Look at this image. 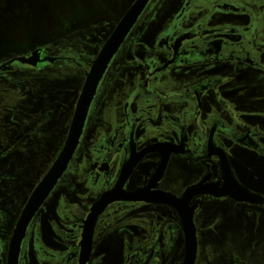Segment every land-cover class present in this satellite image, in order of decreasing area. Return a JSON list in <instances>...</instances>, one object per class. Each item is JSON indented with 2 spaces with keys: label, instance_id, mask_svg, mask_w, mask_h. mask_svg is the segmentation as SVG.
Instances as JSON below:
<instances>
[{
  "label": "flooded vegetation",
  "instance_id": "obj_1",
  "mask_svg": "<svg viewBox=\"0 0 264 264\" xmlns=\"http://www.w3.org/2000/svg\"><path fill=\"white\" fill-rule=\"evenodd\" d=\"M112 2L91 5L105 15ZM37 4L0 0V32ZM123 15L0 60L2 90L21 84L30 104L0 112V264ZM95 44L80 86L74 69ZM36 50L38 66L14 60ZM23 77L42 78L38 94ZM194 185L195 264H264V0L148 2L99 83L67 170L27 226L18 264H184L186 205L174 200ZM223 190L237 198L210 193Z\"/></svg>",
  "mask_w": 264,
  "mask_h": 264
},
{
  "label": "water",
  "instance_id": "obj_2",
  "mask_svg": "<svg viewBox=\"0 0 264 264\" xmlns=\"http://www.w3.org/2000/svg\"><path fill=\"white\" fill-rule=\"evenodd\" d=\"M150 0H135L132 6L123 15L118 25L105 42L97 57L93 61V65L90 71L87 72V78L83 86L82 93L74 114V118L70 127L69 136L66 144L61 151L60 155L51 166L43 180L39 183L35 191L33 192L23 214L17 224L15 234L12 238L10 245V256L9 264H18V257L20 253L21 243L25 236L27 226L34 216L37 209L40 207L42 202L48 197L50 192L53 190L58 180L63 176L67 170L71 159L74 156L76 148L79 144L80 137L83 132V128L90 110L91 103L96 95L99 83L103 78L113 56L119 50L120 46L124 42L125 38L129 34L132 27L137 22L139 16L143 12L144 8ZM40 50L33 52L30 57H18L14 60H19L22 63L32 64L38 66L37 58ZM125 169L124 175L121 178V184L126 179L128 172ZM200 185H194L191 187L182 198H175L178 204L186 205L185 213L183 215L184 226L187 231V251L186 260L184 264H195L197 252H198V239L196 235V227L193 220L194 207H188L190 199L199 194L198 188ZM216 196H233L236 194L228 190L220 192H211ZM237 198V197H236Z\"/></svg>",
  "mask_w": 264,
  "mask_h": 264
},
{
  "label": "rangeland",
  "instance_id": "obj_3",
  "mask_svg": "<svg viewBox=\"0 0 264 264\" xmlns=\"http://www.w3.org/2000/svg\"><path fill=\"white\" fill-rule=\"evenodd\" d=\"M91 1L92 0H39V4H37L38 7L33 6V10L30 12L33 13L32 16H29L30 13H28L27 17H18L14 28L10 31L0 32V60L5 57L9 58L16 52V50L21 52L22 50L20 48L24 47L25 44L28 46L35 43L57 41L61 36L72 30H76L77 28L74 25L77 24H80L81 28H85L89 25L86 24L87 21L92 23L106 21V23L113 24L120 19L121 15H123L128 8V5H131L134 0H113V10L111 9V11H107L105 15H100V12L96 7L91 5ZM102 43L103 40L100 42V46ZM100 46L95 44L92 49L82 55V61L76 65V68L74 69L75 80L80 86H82L85 80L86 71L91 67L90 57L97 55ZM32 79L27 80V78L23 77L22 84L27 83L29 86L24 85V88L30 87L28 89L32 90V94H38L39 88L36 84L38 81L43 82V80L42 78L39 79V77H33ZM44 79L47 81L50 78L44 77ZM54 83H57L56 85H58V82ZM21 86V84L16 86L18 87L17 91L11 89V91L5 92L2 90L4 84L0 83L1 113L7 112L6 109L8 108L12 109L18 107L20 104H25V106L26 104L30 105L28 102H23L24 99L19 95L20 93L18 91L24 90ZM44 89L47 88L44 87ZM228 243L230 242H222L220 244V249L224 247L222 250H224L225 254L229 256V250L231 247L227 246ZM209 249L212 248L210 247ZM212 255L214 257L216 256V259L217 256H219L215 253H212ZM219 258L222 260L221 257Z\"/></svg>",
  "mask_w": 264,
  "mask_h": 264
}]
</instances>
